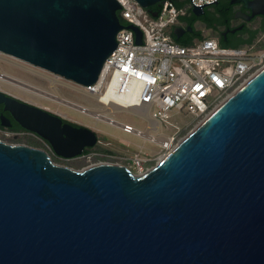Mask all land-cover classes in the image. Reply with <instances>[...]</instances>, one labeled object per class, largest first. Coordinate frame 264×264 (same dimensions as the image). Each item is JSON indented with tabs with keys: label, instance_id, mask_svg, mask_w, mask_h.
I'll return each instance as SVG.
<instances>
[{
	"label": "water",
	"instance_id": "water-1",
	"mask_svg": "<svg viewBox=\"0 0 264 264\" xmlns=\"http://www.w3.org/2000/svg\"><path fill=\"white\" fill-rule=\"evenodd\" d=\"M136 1L156 16L150 6L162 0ZM211 2L191 0L190 11L198 16ZM257 3L251 15L264 12ZM119 8L116 0H0V52L91 84L119 30L142 43ZM0 104L62 156L96 141L88 126L1 90ZM0 125L9 118L0 114ZM0 264H264V65L141 174L112 162L74 169L0 139Z\"/></svg>",
	"mask_w": 264,
	"mask_h": 264
},
{
	"label": "built area",
	"instance_id": "built-area-1",
	"mask_svg": "<svg viewBox=\"0 0 264 264\" xmlns=\"http://www.w3.org/2000/svg\"><path fill=\"white\" fill-rule=\"evenodd\" d=\"M116 1L120 5L117 14L122 23L133 24L141 31V44L135 43V35L130 29L119 30L115 48L104 60L96 80L88 85L44 71L60 79L59 86L74 90L96 104L87 106L62 96L67 107L95 120H102L99 112L103 111L106 116L103 121L123 133L133 134L168 150V136L156 134L161 122L166 121L167 113L206 115L264 65V46H221L213 36H203L188 45L177 43L168 29L176 24L179 16L191 10V0L182 7L164 0L156 16L136 0ZM209 1L212 0H192L194 4ZM120 111L143 119L144 128L112 115ZM143 130H148L149 137L141 136ZM159 135L168 138L163 146L156 139ZM149 153L137 146L130 155L123 157L129 160L127 167L143 173L148 169L143 167Z\"/></svg>",
	"mask_w": 264,
	"mask_h": 264
},
{
	"label": "rangeland",
	"instance_id": "rangeland-1",
	"mask_svg": "<svg viewBox=\"0 0 264 264\" xmlns=\"http://www.w3.org/2000/svg\"><path fill=\"white\" fill-rule=\"evenodd\" d=\"M179 24L184 25V23L176 22L174 27L178 26ZM195 27L197 29L202 30L203 36H211V35L217 36V33L215 31L211 29H205L198 22L195 23ZM172 30L173 27H169L168 31L172 33ZM251 44H254L259 47H263L264 31L263 32L258 31ZM0 55L14 61L13 63L9 60L0 59V69L2 71L24 82L48 90L49 88L48 81L38 73V72L46 73V71H44L39 67L33 66L25 61L4 54L2 52H0ZM17 63L27 67H31L33 70H37L38 72L22 67ZM55 87L61 96L69 100L76 101L78 103H82L87 106L96 105L92 99L87 98L74 90L59 86L58 84H56ZM0 90L7 92L15 97H18L36 106H40L48 109L49 111L58 113L62 116H66L68 117L67 119L70 118L75 119L85 124L89 128L93 129L94 131H96L99 138V143H98L99 146L102 148H106L109 151L106 157L100 156L99 158H96V160L97 159L101 161L108 160L129 166V160L124 159L123 156L127 157L137 148V145L138 146L142 145V149L144 151L150 152L149 153L150 155L145 157L143 168L144 170H146L147 168L149 169L152 166H154L158 162L159 156H161L166 151H168L163 147L161 148L156 144L149 142L145 139H142L140 137H137L133 134L123 133L117 127L112 126L103 120H95L88 115L82 114L67 107L65 104L57 103L51 99H48L44 96H41L40 94L22 88L17 84H14L7 80L0 79ZM112 115L118 120L130 122L138 128H144L145 126V121L143 119L135 116L130 112L120 111V112H114ZM204 116L205 115H200L195 117L188 113H183V112H174V111L169 112L166 115V121L163 120L161 122L160 128L156 132V134H163L165 136H168L169 142L167 143V145L172 146L176 144L179 140H181L186 134H188L204 118ZM0 139L4 142L11 144L23 143L34 147L42 145L40 138L34 136L33 134L28 133L27 135L23 136L19 133L15 134L5 129L0 130ZM96 160H90V161L84 160L82 162H77L76 164L75 163L69 164V166L74 169H82L87 167L90 164V162H94ZM131 170L135 174L139 173L136 172L135 169L133 168H131Z\"/></svg>",
	"mask_w": 264,
	"mask_h": 264
},
{
	"label": "flooded vegetation",
	"instance_id": "flooded-vegetation-1",
	"mask_svg": "<svg viewBox=\"0 0 264 264\" xmlns=\"http://www.w3.org/2000/svg\"><path fill=\"white\" fill-rule=\"evenodd\" d=\"M163 1L164 0L151 5L150 9L157 11ZM169 1H171L175 6L176 3L182 2L184 0ZM209 6H205L203 8L202 13L197 16V20L195 21V23L198 22L205 29H211L215 31L217 33L218 39L228 45L247 41L248 39H250L254 31H264H262V27L264 25V12L254 13L253 15H251L252 12L262 10V7L258 5L257 0H217L216 3L211 4L210 7ZM211 20H213V22ZM208 24H211L212 27H208ZM178 26L184 27V25L180 24ZM184 36L185 32L179 38L183 39ZM4 112L7 111L2 110L0 114H3L4 116L9 118L10 125H0V130L5 129L15 134L19 133L23 136L27 135L28 132H30L20 126L18 127V129H15L16 126L11 121V117L5 115ZM60 116L62 118V122H69L73 127L79 128L80 126L85 125L75 119H67L68 117L66 116ZM94 132L96 133L97 137L95 143L90 146H84L79 154L73 156H62L60 154H57L54 151L52 145L47 140L35 133L32 134L36 137H39L41 140L42 145L36 147L44 149L54 162L69 166V164H76L77 162H82L84 160H96V158L105 156L109 153L108 149L99 146L98 134L96 131ZM98 162L102 161L97 159L94 162H90L89 165Z\"/></svg>",
	"mask_w": 264,
	"mask_h": 264
},
{
	"label": "bare ground",
	"instance_id": "bare-ground-1",
	"mask_svg": "<svg viewBox=\"0 0 264 264\" xmlns=\"http://www.w3.org/2000/svg\"><path fill=\"white\" fill-rule=\"evenodd\" d=\"M0 59L9 60V61H11V62L14 63V61H12V60H10V59H8V58H6V57H3L2 55H0ZM17 64H19V63H17ZM19 65L22 66V67H25V68H27V69L33 70L31 67H27V66H24V65H22V64H19ZM33 71L38 72L37 70H33ZM38 73H39L41 76H43V77L48 81V87H49L48 90H47V89H42V88L37 87V86H34V85L30 84V83L24 82V81H22V80H20V79H18V78H15V77H13V76H11V75L5 73V72L2 71L1 69H0V79H2V80H7V81H9V82H12V83H14V84H17L18 86H20V87H22V88H25V89H27V90H30V91L35 92V93H37V94H40L41 96H44V97H46V98H48V99H51V100H53V101H55V102H57V103H60V104H61V103H62V104H67V101H66L65 99L62 98V96L59 94L58 90H57L56 87H55L56 84L61 83V80L58 79L57 77H54V76L48 75V74H46V73H42V72H38ZM209 113H210V112H209ZM209 113H207V114L204 116V118H205ZM99 114H100V115H99V118H100V119H102V120H106L105 112L101 111V112H99ZM157 125H158V124L155 123V126H157ZM141 136H142V137H149V135H148V130H143ZM156 139H157V141L160 142V145H161V146H163L164 142H168V138H166V137H164V136H162V135L157 136ZM174 146H175V144L172 145V146L170 145L169 148H168V151H169L170 149H172ZM168 151H167V152H168ZM167 152H165L164 154H162L161 156H159V160H158V161H160V160L165 156V154H166ZM128 168L130 169V167H128ZM130 170H131V169H130ZM131 171H132V170H131ZM132 172H133V171H132ZM141 173H142V172H140L139 174H141Z\"/></svg>",
	"mask_w": 264,
	"mask_h": 264
},
{
	"label": "trees",
	"instance_id": "trees-1",
	"mask_svg": "<svg viewBox=\"0 0 264 264\" xmlns=\"http://www.w3.org/2000/svg\"><path fill=\"white\" fill-rule=\"evenodd\" d=\"M219 1H226V0H219ZM187 3V0H184L182 2H179V3H176L175 6L176 7H182V6H185ZM211 6V5H210ZM209 6V7H210ZM158 10V9H157ZM197 20V16L194 15L190 10L187 11V13L185 15H182V16H179L177 18V22L178 23H184V27H187V26H190L191 27V30L190 31H185V36L183 39H176L173 34L170 32V35L171 37L179 44L181 45H188L190 43H192L194 40H197V39H201L203 37V34H202V30L201 29H197L195 27V21ZM213 22V20H211ZM210 21V22H211ZM121 22H123L121 20ZM208 27H212L211 24H208ZM174 28V26H173ZM264 30V25L262 27V31ZM258 31H254L250 37V39H248L247 41L245 42H242V43H238V44H233V45H228L226 43H224L223 41H221L220 39H218L217 36L215 35H211L213 37H216L218 39V42L221 46H228V47H240V46H244V45H249L252 43V41L254 40L255 38V35L257 34ZM2 112V105L0 104V113ZM5 115L10 116V114L8 112H4ZM11 121L13 122V124L16 126L15 129H18L19 125L13 120V118L11 117Z\"/></svg>",
	"mask_w": 264,
	"mask_h": 264
},
{
	"label": "crops",
	"instance_id": "crops-1",
	"mask_svg": "<svg viewBox=\"0 0 264 264\" xmlns=\"http://www.w3.org/2000/svg\"><path fill=\"white\" fill-rule=\"evenodd\" d=\"M139 144V143H138ZM137 145V144H136ZM138 146V145H137ZM139 146H142V145H139Z\"/></svg>",
	"mask_w": 264,
	"mask_h": 264
}]
</instances>
